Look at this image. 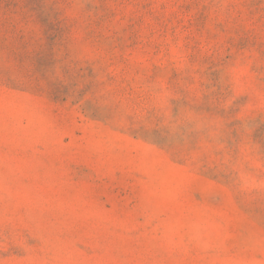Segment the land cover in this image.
Returning <instances> with one entry per match:
<instances>
[{"label":"rangeland","instance_id":"obj_1","mask_svg":"<svg viewBox=\"0 0 264 264\" xmlns=\"http://www.w3.org/2000/svg\"><path fill=\"white\" fill-rule=\"evenodd\" d=\"M0 264H264V0H0Z\"/></svg>","mask_w":264,"mask_h":264}]
</instances>
